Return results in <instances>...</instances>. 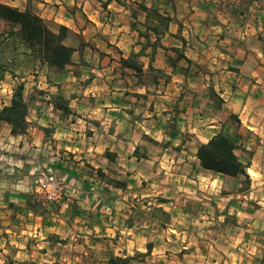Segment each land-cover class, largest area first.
Wrapping results in <instances>:
<instances>
[{"label":"crops","instance_id":"1","mask_svg":"<svg viewBox=\"0 0 264 264\" xmlns=\"http://www.w3.org/2000/svg\"><path fill=\"white\" fill-rule=\"evenodd\" d=\"M155 1L36 0L46 22L71 31L73 64L54 81L70 113L25 95V133L0 121V264H109L111 254L134 256L128 264H250L239 246L257 238L264 247V192L256 212L240 210L233 199L250 202L249 188L224 192L223 180L240 177L204 170L195 155L234 118L250 187L264 182V0H158L172 19L164 34L149 31L160 46L135 72L120 58L140 49L139 5ZM171 47L190 60L178 61L187 74L167 63ZM46 86L57 89L37 87ZM47 167L64 182L67 208L33 206V174Z\"/></svg>","mask_w":264,"mask_h":264},{"label":"trees","instance_id":"2","mask_svg":"<svg viewBox=\"0 0 264 264\" xmlns=\"http://www.w3.org/2000/svg\"><path fill=\"white\" fill-rule=\"evenodd\" d=\"M111 0H106L105 3ZM119 2V0H116ZM167 2L169 0H166ZM140 10L146 12V30L137 29L140 41V49L137 52L131 51L127 57H121L120 62L123 67L130 68L135 72L142 71L143 63L140 57L146 54V50L151 48L150 61L153 60L154 53L159 45V37L154 41L149 36V31L155 34H164L168 30L171 21L170 15L164 11L161 13L157 7H147L144 2L139 5ZM135 17V11L132 12ZM0 23L5 24V29L0 31V77L8 73L13 79H18L17 83L11 88V94L7 104L0 106V121L10 126L13 135L23 134L26 131L28 113V103L24 95V82L22 76L16 73L15 65L18 54L31 58L38 62V67L46 68V82L49 85L58 83L60 75L69 70L72 65L71 55L74 49L64 43L66 37L71 34L70 29L64 25L56 28L50 27L47 22L30 6L20 9L15 6L0 2ZM167 49V48H165ZM169 50L175 52V56H166L167 63L177 68L178 61L184 59L189 61L179 48L171 47ZM151 70L163 75L160 69H155L151 65ZM179 72L187 74V67H178ZM50 71L55 73V79H51ZM36 72V71H35ZM75 72V71H74ZM167 78V75H163ZM40 93L45 91L39 90ZM50 101L54 108L60 110L63 115L70 113L69 101L57 87L56 91L49 93ZM238 148L236 137H230L224 132H218L211 136L206 142L198 145L196 157L202 169L213 173L223 174L230 177H244L249 179L247 168L249 162H242L236 154ZM109 153L106 152V155ZM115 186L124 187L123 181H115ZM33 206H36L34 204ZM149 249L147 250V252ZM146 252V253H147ZM134 256H114L110 255L109 264H128Z\"/></svg>","mask_w":264,"mask_h":264},{"label":"rangeland","instance_id":"3","mask_svg":"<svg viewBox=\"0 0 264 264\" xmlns=\"http://www.w3.org/2000/svg\"><path fill=\"white\" fill-rule=\"evenodd\" d=\"M16 1L18 3L20 0H16ZM146 1H149V0H146ZM19 4H20V6H22L23 2L21 1ZM35 4H36V0H31L29 6L31 7V9L33 11L37 12V8H36ZM154 5L157 7L156 9H158L161 13H163L166 9L165 6H163V3L159 2L158 0L155 1ZM167 7L169 8L170 6L168 5ZM47 24L49 26H51L52 28H55L54 25H52L48 22H47ZM5 27L6 26L4 23H0V31L5 29ZM184 61L190 63V60L189 61L184 60ZM184 61L179 62L178 67L183 66V64L185 63ZM15 70H16V73H18L22 76V80L25 84V86H24V93L25 94L24 95H26L27 98L29 95L36 97V99H40V98H37L38 96H47V97H49V100H50L49 93L55 92L56 91L55 87L46 86L47 90H44L42 88L37 87V86L44 87L46 84L45 79H44V76L47 72L46 68L38 67V62L34 61L31 58L24 57L23 55H21L19 53L18 57H17L16 65H15ZM49 75H50L51 79H55V73L53 71H50ZM163 75H167V74L165 72H163ZM163 75L161 74V76H163ZM17 81H18V79H13L8 73H4L0 77V106L5 104V103H8L9 97L11 94V88L17 83ZM39 90H43L45 92L40 93ZM235 122H236V119H234V118H231L230 121H226V123H227L226 132L228 134H231L232 137L234 136L235 132L238 129V127L235 125ZM186 138H188L187 135H186ZM189 142H191V140ZM196 143H197L196 140L192 141L191 143H187V147H189V148L193 147ZM1 147H3V146H2V141L0 139V159H1L0 161H5L4 152H2V151H4V148H1ZM7 153H10V152H8V150H7L6 154ZM240 156H241V154H240ZM246 162L250 163V161H246ZM35 175H36V172L33 174V179H34ZM250 184L251 183H250L249 179H246V178L241 176L239 179H236V180H234V179L223 180L221 187H222V190L224 192L232 190V189L233 190L237 189L239 191H245L249 188V191L252 192V194H251L252 199L249 200L250 202L247 201L248 203H246L245 205H242L241 202L246 201V199H244V198H234L233 201L236 202L235 206L240 208V210H241V208L250 207L249 209H251V210L254 209V211H255V209L260 206L259 204L255 203V202L261 201L259 197L264 192V182H260L258 184H255V185H253V187H250ZM32 185H33V180H32ZM246 193L247 192H244L241 195H244ZM32 196H33V199L35 201V204L39 207L57 205V204L41 205L37 201V199L33 193H32ZM237 201H240V202L237 203ZM262 217H263V214H260V213L257 214L256 213L255 219L262 218ZM238 220L240 221V224H239L240 227L245 226L246 216L240 215ZM240 231L241 230L233 231V234L237 235L238 239L245 238L247 235L245 233H250V231L244 232V234L242 235L240 233ZM253 235L260 236L261 234L259 232H255V233H253ZM257 240L258 239L255 238V241H249L248 242L249 245H240L239 246V248L241 249L239 251V256L242 259H244V260L250 259V257H248V255L252 257L250 264H264V247L261 246L263 243L261 241H257Z\"/></svg>","mask_w":264,"mask_h":264},{"label":"built area","instance_id":"4","mask_svg":"<svg viewBox=\"0 0 264 264\" xmlns=\"http://www.w3.org/2000/svg\"><path fill=\"white\" fill-rule=\"evenodd\" d=\"M32 193L41 205L61 204L66 208L70 205L63 180L50 167L39 169L36 172Z\"/></svg>","mask_w":264,"mask_h":264}]
</instances>
